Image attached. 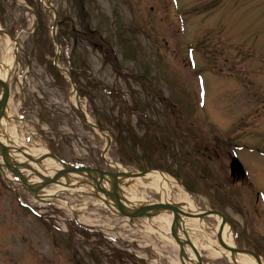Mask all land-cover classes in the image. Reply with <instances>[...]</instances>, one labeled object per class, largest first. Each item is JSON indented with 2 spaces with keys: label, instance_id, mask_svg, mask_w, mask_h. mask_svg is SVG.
<instances>
[{
  "label": "rangeland",
  "instance_id": "rangeland-1",
  "mask_svg": "<svg viewBox=\"0 0 264 264\" xmlns=\"http://www.w3.org/2000/svg\"><path fill=\"white\" fill-rule=\"evenodd\" d=\"M0 29L12 93L2 136L66 164L161 170L264 260V0H0ZM8 178L0 168V264H182L160 214L123 217L96 188L41 198L55 181L34 191ZM117 189L162 199L146 175ZM172 198L187 204L176 187ZM202 220L188 234L208 264H240L217 240L218 216Z\"/></svg>",
  "mask_w": 264,
  "mask_h": 264
},
{
  "label": "bare ground",
  "instance_id": "bare-ground-1",
  "mask_svg": "<svg viewBox=\"0 0 264 264\" xmlns=\"http://www.w3.org/2000/svg\"><path fill=\"white\" fill-rule=\"evenodd\" d=\"M9 63L11 64V62H9ZM10 69H11V66L9 64H6L5 62L2 63L0 66V78L7 80ZM2 95H3V89L0 87V99L2 98ZM11 96H12V93H10L8 105H7V108L5 111V115L1 119V124L3 123V121H6V118H8L6 112L9 109L8 107H9V102H10ZM0 140L4 144H6L8 147H10L8 149V152L10 153V156H11L10 160L13 161L14 163L20 164V168L23 171L24 175L26 177H28L29 180L33 184H40V183L44 182L47 178L57 174L58 172H60L66 168L65 163L59 161L54 156H52V153H51V151L47 145H37V146H33V148L31 150H26V149H24L25 146H23L21 144V142H18L17 140H13V139L9 138L8 135L2 136L0 134ZM14 149H16V150H14ZM12 150H14L16 152H13V154H12ZM0 152H1V148H0ZM25 157L32 159V160L35 159V161H39L41 164L38 165V164H34V163L25 162L23 160V158H25ZM105 160H106V158H105ZM106 162H107V160H106ZM3 164H4V161L0 157V165L5 167ZM116 165H119V163H116ZM79 166H88V167L96 168V166H93V165L80 164ZM114 172H117V170ZM119 172H125V171H123L121 169V170H119ZM128 174H130V172ZM145 175L150 176L151 184L156 186V188L161 192L162 199L159 201H150V202L147 201L145 203H141V204L139 203L138 204V201L135 202L136 198H134L133 196L130 197L129 199H127V198L124 199L120 196L122 203L124 204V207L129 209V212H133L135 209H138L139 206L146 204V203L149 204V203H155V202H163V203L176 204L175 207L177 208V212L174 209H165V208L152 210L154 212V214H160L159 220L166 221V225L168 228H170V226L173 222V219L175 218V215L176 216L179 215V218H181L180 221L185 220L184 215L181 213L182 209L185 211H188L190 213H193V214H198V213L202 212L203 208L196 207L197 205L192 203L189 193L184 190L183 186H181V184L179 182H177L173 177H171L167 173H164L163 171L158 170V169H154V170L152 169V170H149ZM124 176L125 175H123V173H122L117 178H113L112 180L116 183L117 186H119V184L122 181V179L124 178ZM95 178H96V181H95ZM107 178H109V177H107ZM138 178H140V177H138ZM99 180H100L99 174L96 172H93V171L88 172L85 169H83L81 171H69L68 173L64 174L61 178H59L55 182L58 185L56 188H47V189L45 188L44 190L42 189L43 191L40 193H37V195L40 196L41 198H45V197L51 196L52 194H56L57 192H60V191H63V190L69 189V188L73 189L74 191H81V190H87V189L88 190H94L96 188V189H99V190H101V191H103L106 194H109L111 196V198L113 199V207L112 208H114L116 213H118L117 208H116L114 190L108 191L107 189H104L102 187H101L102 189L100 188L101 183H102V185H105V182L110 184V186L112 187L111 182L107 179H104L105 182L103 180H102V182H100ZM97 182L100 183V186H98ZM174 187H176L179 190L181 197L183 199L187 200V202H186L187 204H185L184 206L180 205V203H178V202H174V200L172 198V193H173ZM118 193L120 195L119 191H118ZM166 210H170L172 212L171 217L165 216L164 211H166ZM121 216L127 217L124 215H121ZM143 216H149V215H143ZM143 216H141V217H143ZM133 218H135V217H133ZM193 219L195 221L192 224L190 223V225H189V222H186V225H185L186 228H188L189 226H191V227L193 226L192 227L193 230L200 231V230H203L207 227L206 222H204L202 220V218L193 217ZM221 222H222V218L220 215H218V226L215 228V230H214L215 232H217L220 229ZM221 237H222L223 242L227 246L236 247L235 246L236 244L234 241V236H233V233L231 232L229 223H225L223 225ZM194 245L198 249V251L201 252L197 241L194 242ZM222 248H224V247H222ZM226 250L231 252L228 249H226ZM186 252H187V255L189 254V256L192 260L194 258H196L194 250L189 248L188 246H186ZM237 254H240L242 256V258L238 259L240 264H258L257 261L252 256H250L249 254L242 253V252H239ZM180 261H181V259H180Z\"/></svg>",
  "mask_w": 264,
  "mask_h": 264
},
{
  "label": "water",
  "instance_id": "water-1",
  "mask_svg": "<svg viewBox=\"0 0 264 264\" xmlns=\"http://www.w3.org/2000/svg\"><path fill=\"white\" fill-rule=\"evenodd\" d=\"M0 31H2L0 29ZM7 34H9L11 37H13L8 31H4ZM73 81V80H72ZM0 87L3 89V95L2 98L0 99V125H1V119L2 117L5 115V111L8 105V100H9V96H10V86L9 83L0 78ZM0 148H1V152H0V157L2 158V160L4 161V166H6L7 168H9L14 174H16L20 180V182H22L23 184H25L27 187H29L30 189L34 190V191H38L41 188H44L45 186L49 185L50 183H52L53 181H57L59 178H61L64 174L68 173L69 171H81L83 169L87 170L88 172H96L99 174V181L101 182L103 179H107L111 182L112 188L114 190V195H115V202H116V208L119 214L127 216V217H140L143 215H153L154 212L152 210L154 209H160V208H165V209H174L177 212V208L175 207L176 204H170V203H163V202H155V203H149V204H143L141 206H139L138 209H135L133 212H129V209H127L126 207H124V204L122 203L121 197L118 193V186L116 185V183L112 180L113 178H117L120 174L123 173V175L125 176H132V175H145V172H138V173H130L129 172H114V171H106V170H102L100 168H94V167H88V166H75V165H69L66 164V168L60 172H58L57 174L47 178L44 182L40 183V184H33L28 177H26L23 173V171L20 168V164L18 163H14L13 161L10 160L11 156L10 153L8 152V149L10 147H8L6 144H4L1 140H0ZM52 156H54L56 159H58L59 161H61L56 154L52 153ZM35 160V159H34ZM62 162V161H61ZM1 166V165H0ZM231 168H232V172L237 171L239 174H244L245 170L244 167L242 165V163L240 162V160L236 157H233L232 161H231ZM109 177V178H107ZM96 181V178H95ZM98 186H100V183H98ZM101 188V186H100ZM102 189V188H101ZM182 214L185 217H204L206 215L209 214H216V215H220L222 218V222H221V226L220 229L218 231V241L221 244L222 247H224L225 249H228L232 252V254L235 253H247L252 255L258 262V264H263V261L260 257V255L256 252H253L251 250L248 249H242V248H238V247H230L227 246L221 237V233H222V227L223 225L227 222V218L226 216L221 213L218 210H213V209H209V210H204L198 214H193L190 213L188 211L185 210H181ZM181 218H179V215H175V218L173 219V222L171 224V234L172 236L175 238V240L180 244V259L182 261L183 264H186V260L189 261H193L190 257H188L186 255V249H185V244H188L191 246V248L194 250L195 254L197 255L198 258V262H196L197 264H204V261L202 259V256L200 254V252L198 251V249L195 247L194 243L188 238V231L185 228L184 225V221H180ZM177 229H180L186 236V238H181L178 233H177Z\"/></svg>",
  "mask_w": 264,
  "mask_h": 264
},
{
  "label": "flooded vegetation",
  "instance_id": "flooded-vegetation-1",
  "mask_svg": "<svg viewBox=\"0 0 264 264\" xmlns=\"http://www.w3.org/2000/svg\"><path fill=\"white\" fill-rule=\"evenodd\" d=\"M243 177V176H242ZM246 179H247V177H245ZM245 178H243L244 180H245ZM258 193V192H257ZM259 194H257V196H258ZM258 199V198H257ZM255 209H256V206H255ZM254 239H251V241H252V243L250 244V246H249V248L250 249H252V250H254V251H256L257 249H256V247L254 246V241H253ZM253 244V245H252Z\"/></svg>",
  "mask_w": 264,
  "mask_h": 264
}]
</instances>
